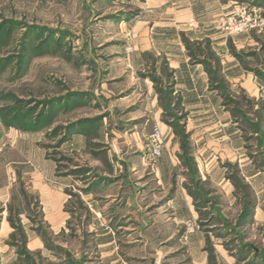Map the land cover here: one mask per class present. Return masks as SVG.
<instances>
[{
    "label": "rangeland",
    "instance_id": "1",
    "mask_svg": "<svg viewBox=\"0 0 264 264\" xmlns=\"http://www.w3.org/2000/svg\"><path fill=\"white\" fill-rule=\"evenodd\" d=\"M172 6L199 10L201 15L179 23L180 39L188 56L205 66L208 88L220 93L225 118L244 141L245 161L264 171V26L227 34L219 23L239 7L264 18V0H0V264H157L156 249L170 242L155 234L147 241L143 233L144 190L158 185L154 162L145 161L148 169L140 171L137 161L147 155L153 124L177 137L173 184L211 191L216 200L209 206L196 194V231L221 235L229 228L226 245L234 244L237 204L220 199L203 179L204 156L192 155V126L200 133L204 127L198 126L211 117L184 109L172 71L152 48L151 26L160 21L159 10ZM211 25L228 54L243 61L238 83L219 76L218 49L209 34L189 39ZM98 154L111 156V164L96 160ZM128 158L135 170L126 166ZM225 166L243 196L242 215L251 216L249 185L236 163ZM122 175L121 188L134 192L126 194L130 202L121 195L105 199L96 190ZM94 200L111 202L99 226ZM183 222L177 245L183 257H159L160 264L187 263ZM219 223L226 231L219 232ZM100 230L113 236L104 248L98 246ZM112 250L114 257L101 253Z\"/></svg>",
    "mask_w": 264,
    "mask_h": 264
},
{
    "label": "crops",
    "instance_id": "2",
    "mask_svg": "<svg viewBox=\"0 0 264 264\" xmlns=\"http://www.w3.org/2000/svg\"><path fill=\"white\" fill-rule=\"evenodd\" d=\"M198 12V9L192 12L187 9H179V6H172L166 9L165 12L159 10L158 15H162L159 19L160 21L155 22L151 26L155 35V42L152 44V48L166 62L169 71H172L175 78L174 89L180 93L181 105L184 106V109L209 113L208 116L211 119H203V126L198 124V127H204L202 132L198 133L195 130L197 125L192 126L195 130H193L192 136V155L204 156L203 179L211 183L212 187L216 189L215 193H219L220 199H223L228 206L237 204L235 207L237 208L238 216L236 220L234 219V222H236L234 244L226 245L230 236L228 233L230 232L229 228L228 234L223 233L224 235L213 234L212 231H195L186 236L184 257L187 259L186 264H264V171L245 161L244 141L235 124L225 118L223 101L220 102V93L217 90L208 88L209 74L205 66L202 63L193 61L188 56V52L180 39L181 26L179 23L185 19L195 18V15H201ZM211 12L215 13L216 10L212 8ZM163 14L171 15L172 17L171 19L167 18ZM213 31L212 25L207 32H205L204 28L199 32L192 31L189 33V39L197 40L210 35L213 41L210 44L213 45V49H218L216 55L219 59V76L227 81L238 83L243 80L244 76L243 61L233 55H229L225 41L218 39L212 33ZM219 38H221V35H219ZM146 47L149 48V46ZM242 88H244L243 85ZM154 96L153 92V99ZM155 109L157 112L161 110L159 107ZM214 112L216 115H214ZM167 129L164 128L162 130V134H165L166 149L164 150L163 148L162 154L152 161L154 162V172L156 174L155 184L158 186H149V188L146 187L144 190L147 194L145 202L147 221L144 223L145 230L143 233L147 241L153 238L151 236L155 234L160 241L170 242L168 248L156 249L157 257H160L159 259L165 257L168 262L174 258L183 257L177 252L179 248L177 245L181 236L179 232L181 230L180 225L183 220L197 217L196 194L202 195L205 198L206 205L209 206H212L216 200L210 197L212 195L211 191L184 188L179 183L173 184V173L179 170L175 154L178 155L180 149L177 137H174V132H170ZM169 147L171 150H169ZM98 155L96 160L100 161V159H103L111 164V156ZM144 157L139 156V159H137L140 171L148 169L147 155ZM130 158L127 159L128 164L126 166L130 167L131 170H135L134 165L129 161ZM215 158H220L219 164L215 162ZM227 163H236L237 171H239L241 178L249 185V193L252 199L250 204L251 216L242 215L245 206L239 200L243 196L239 198V193H236L235 187L227 179L228 170L227 166H225ZM200 173L202 175L201 170ZM124 179L125 177L122 175L120 179L109 182L107 185L104 182H100L96 185V190L103 192V198L105 199H115L118 195H121L126 204L133 199L132 195L126 196V194L134 192L129 187L126 188V186L121 188L120 184ZM195 190L196 192H194ZM110 203L100 204L99 201H92L93 220L97 226L102 223L101 212ZM55 207L49 205L48 208ZM217 226L221 228L219 229L220 233L224 229L226 231L222 223L217 224ZM225 226L227 227V225ZM97 237L99 247L104 248L112 243L113 236L110 230L108 232L100 230ZM101 253L111 257L117 255L114 254L113 250L109 253ZM158 258L155 261L157 264L159 263Z\"/></svg>",
    "mask_w": 264,
    "mask_h": 264
},
{
    "label": "built area",
    "instance_id": "3",
    "mask_svg": "<svg viewBox=\"0 0 264 264\" xmlns=\"http://www.w3.org/2000/svg\"><path fill=\"white\" fill-rule=\"evenodd\" d=\"M221 29L227 34H238L251 29L262 28L264 26V18L255 9H247L243 7L237 8L231 14L220 18ZM193 24V22H192ZM163 151V134L157 124H153L147 140V158L153 161L162 154ZM185 234L196 231V223L192 218L184 220Z\"/></svg>",
    "mask_w": 264,
    "mask_h": 264
},
{
    "label": "trees",
    "instance_id": "4",
    "mask_svg": "<svg viewBox=\"0 0 264 264\" xmlns=\"http://www.w3.org/2000/svg\"><path fill=\"white\" fill-rule=\"evenodd\" d=\"M236 179V178H235ZM237 180V179H236ZM237 182H238V180H237ZM236 186H237V184L236 183H234Z\"/></svg>",
    "mask_w": 264,
    "mask_h": 264
}]
</instances>
